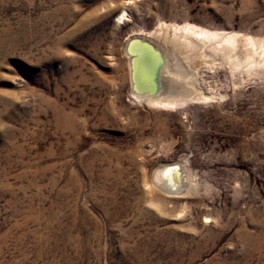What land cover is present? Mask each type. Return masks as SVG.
Listing matches in <instances>:
<instances>
[{
    "label": "rangeland",
    "instance_id": "rangeland-1",
    "mask_svg": "<svg viewBox=\"0 0 264 264\" xmlns=\"http://www.w3.org/2000/svg\"><path fill=\"white\" fill-rule=\"evenodd\" d=\"M169 25L242 49L264 40V0H0V264H52L63 203L88 231L99 222L103 264L107 233L127 232L152 238L144 264H264V59L230 69L150 35L149 101L132 90L127 42ZM49 102L74 115L67 126ZM174 163L190 177L178 196L151 180Z\"/></svg>",
    "mask_w": 264,
    "mask_h": 264
},
{
    "label": "bare ground",
    "instance_id": "bare-ground-1",
    "mask_svg": "<svg viewBox=\"0 0 264 264\" xmlns=\"http://www.w3.org/2000/svg\"><path fill=\"white\" fill-rule=\"evenodd\" d=\"M150 35H152L154 39H158L161 42H164L168 50L175 51V49H177V46L184 48L185 50H187L186 56L189 57V60H190V57L197 56L200 50H203L204 48H206L208 52L211 51L210 53L217 56L221 61L227 63L230 69H235L236 67H239L243 63H247V64L253 63V61H255L254 59L256 56L263 57L264 59V40L244 39L243 48L239 49L238 48L239 41L238 39L235 38V36H231V35L226 36L222 34L211 33L209 31L197 29L196 27L195 28L189 27V25H183V26L169 25L147 36H137V37L139 39L146 40L150 44H153L154 40L152 41L149 39ZM135 47L136 45L132 47V50H131L132 54H131L126 46V54L129 56V59H130L129 61H130V66H131V72H133L134 74V80H135L134 84H138L139 82H144L148 86L149 90L154 91L153 93H147L145 97H147L148 100L149 99L153 100L154 99L153 96L155 92H157L159 83L156 80L155 75L149 74L150 72L149 70H151L150 68L151 66L149 67L147 63H149L150 65L152 64L154 66H159L161 64L160 62L161 58L156 56V54H154L150 50L143 48L144 50L142 51L144 53L146 52L145 56L148 59V62H145L144 60L142 62L139 56L133 54V48ZM201 54H204V52H201ZM132 90H133V87H132ZM179 92L181 91L179 90ZM137 95L139 96V94ZM153 101L155 102V100ZM164 103L169 106H175V105L183 104L184 100L180 98L171 99V100H165ZM47 104L49 105L50 109L53 111L52 115L54 116V121L56 125L65 126L66 123H70L69 121L72 119L71 116L73 114L70 115V114L65 113L63 108H61L60 106L59 107L55 106L52 102H49ZM173 165H177V167H180V171H181V173H179L180 176L178 175V173H175L174 175L175 179H177L175 181L176 188L175 187L170 188L171 185H169L166 182L165 178H162L160 174H157L160 177L158 178L154 173V177L152 176L151 180H153L152 183L161 192L165 194L178 196L181 194H185L184 192L187 190V186L190 183L189 182L190 177H188L189 179L187 180L188 172L187 171L185 172V170L182 168L180 164L174 163ZM167 166H172V165L167 164L161 167H167ZM61 211H64V216L67 218L66 219L67 224L65 225V227L66 226L67 227L59 235L57 236L55 235L56 237H54V239L53 238L45 239V243H46L45 250L47 249L46 252H48L49 255L54 256L52 257L53 259L51 260L52 264H103V259L101 255L103 252L102 251L103 245L101 243L103 239H101L102 235L99 231L100 230L99 222L97 221L91 222L94 225V231H88L86 227L88 225V222L91 220L89 217L88 219H85V217L82 216V214L84 213L82 209L78 210V213L79 211L80 213H82L81 218L78 220L76 219L77 218L76 215L78 213H76V210L74 207L69 208V205H65V203H63ZM66 212H69V213L66 214ZM104 215H105V218L109 220L110 213L105 212ZM51 218H50V221H51ZM55 224L57 223L55 222ZM77 229H78V232H74ZM151 239L152 238L149 237L148 235L147 236L146 235H143V236L136 235L135 236V234L132 232L119 234L117 236L107 233V237L105 238L106 243L104 245L106 246L107 253H108V256L106 257V260H105L106 264H144L146 261V255L150 250L149 248L153 245L152 243H154V242H151ZM114 243H116V246L113 245ZM55 257H57L58 260L57 258L55 260Z\"/></svg>",
    "mask_w": 264,
    "mask_h": 264
},
{
    "label": "water",
    "instance_id": "water-1",
    "mask_svg": "<svg viewBox=\"0 0 264 264\" xmlns=\"http://www.w3.org/2000/svg\"><path fill=\"white\" fill-rule=\"evenodd\" d=\"M135 45L145 47L148 50H150L151 52H153L154 54H156V56L160 57L159 56V52L156 51L149 42H147L146 40L139 39V38H133V39L131 38L127 42V48H128V50H129L130 53H131L132 47H134ZM131 80L133 81V89L135 90V92H137V93H142V92L153 93L154 92V91L147 90V89H141V88H139L137 86V84H134L135 83V80H134V74H133V72H131ZM154 173H155V175L158 178H160V177L157 174H160L162 178H165L166 182L169 185H171L170 188H172V187H175V183H176L175 181L177 180L174 177L175 173H178V175L180 176L179 173H181V171H180V167H177V165H172V166H167V167H159V168H156L153 171V174H152L153 177H154ZM152 182H153V180H152Z\"/></svg>",
    "mask_w": 264,
    "mask_h": 264
}]
</instances>
